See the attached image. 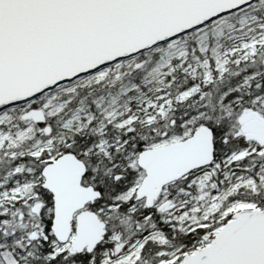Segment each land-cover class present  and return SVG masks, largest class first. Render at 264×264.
I'll use <instances>...</instances> for the list:
<instances>
[{"label": "snow or ice", "instance_id": "snow-or-ice-1", "mask_svg": "<svg viewBox=\"0 0 264 264\" xmlns=\"http://www.w3.org/2000/svg\"><path fill=\"white\" fill-rule=\"evenodd\" d=\"M0 264H264V0H0Z\"/></svg>", "mask_w": 264, "mask_h": 264}]
</instances>
